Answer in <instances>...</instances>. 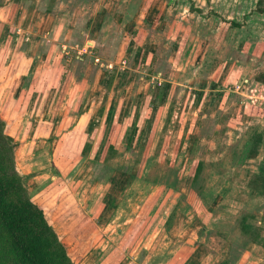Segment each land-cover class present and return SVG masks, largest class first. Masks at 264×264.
Here are the masks:
<instances>
[{
  "label": "rangeland",
  "instance_id": "1",
  "mask_svg": "<svg viewBox=\"0 0 264 264\" xmlns=\"http://www.w3.org/2000/svg\"><path fill=\"white\" fill-rule=\"evenodd\" d=\"M22 1L0 0V116L73 264H216L229 243L236 264H264L239 228L255 213L264 230L245 187L264 138L255 158L243 147L249 128L264 137V101H248L263 89L243 80L264 75L257 0Z\"/></svg>",
  "mask_w": 264,
  "mask_h": 264
},
{
  "label": "trees",
  "instance_id": "2",
  "mask_svg": "<svg viewBox=\"0 0 264 264\" xmlns=\"http://www.w3.org/2000/svg\"><path fill=\"white\" fill-rule=\"evenodd\" d=\"M255 10L264 12V0L256 1ZM230 25L237 24L231 21ZM105 75V85L109 87L113 75L109 74L108 70H105ZM253 80L264 83V75H257ZM251 106L252 104L249 108ZM4 127L5 121L0 116V264H73L57 233L48 223L42 208L32 201L24 186V176L14 166L11 138L4 133ZM249 129L250 137L243 142V147L248 144L244 158H255L259 147L263 145V133ZM85 145L87 147L88 143ZM108 149L113 153L116 150L112 144H108ZM85 151L82 149L80 153ZM199 164L201 161L198 162L197 169ZM249 177L245 187L264 197V170L259 168L251 171ZM197 180V175H194L193 182L196 183ZM177 181L178 177L175 178V183L154 180L155 183H162L174 190H178ZM195 183L194 187H191L202 198V185L197 186ZM171 216L170 213L167 221ZM249 217H255V213L239 219L240 236L246 237L250 243L264 247V230L249 222L247 220ZM230 245L229 243L224 257L216 264H236L229 256Z\"/></svg>",
  "mask_w": 264,
  "mask_h": 264
},
{
  "label": "crops",
  "instance_id": "3",
  "mask_svg": "<svg viewBox=\"0 0 264 264\" xmlns=\"http://www.w3.org/2000/svg\"><path fill=\"white\" fill-rule=\"evenodd\" d=\"M103 1L104 0H102V4H104L103 3ZM50 2H49V0L47 1V0H23L22 1V6L24 7V8H26V9H32L33 8V10H39V11H42V12H44V13H48V12H51V10H52V8H53V5H51V3L49 4ZM104 6L105 5H102V11H107V9L106 8H104ZM153 9V7H151V8H147L146 10H145V12L146 13H148L150 10H152ZM160 10V9H159ZM154 20V19H153ZM159 20H162V16H161V18L159 19ZM138 40V47H141L142 46V44L144 43V42H146L145 41V36L143 37L142 35H138V38H137ZM180 45L181 44H183L182 43V41H180V43H179ZM179 52V51H178ZM245 78V77H244ZM248 85H254V86H260V88L261 89H263V90H261V94H257V93H254L253 95H251V94H249L248 93V95H249V97L251 98V100H248L249 102L250 101H252V100H254V99H256V98H259L260 100H263L264 101V83H261V82H257V81H255V80H253L250 76H249V78H247V79H243ZM256 84V85H255ZM259 99H257V100H259ZM247 106H250V103H248L247 102ZM246 106V107H247ZM245 107V108H246ZM243 111H244V108H243ZM242 113V112H241ZM243 113H245V112H243ZM248 114V113H247ZM252 117V116H251ZM264 138V137H263ZM264 148V147H263ZM263 154L261 155V157H260V160H259V164L256 166V167H258V169H259V167H260V169H263L264 170V149H263ZM248 159H250V158H248ZM182 264H184V262L182 263Z\"/></svg>",
  "mask_w": 264,
  "mask_h": 264
}]
</instances>
